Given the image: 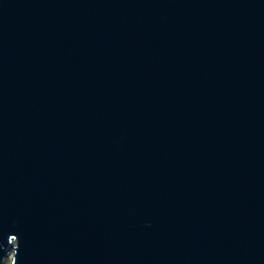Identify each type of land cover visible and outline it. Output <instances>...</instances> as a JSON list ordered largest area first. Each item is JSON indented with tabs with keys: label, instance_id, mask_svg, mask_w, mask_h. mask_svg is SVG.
<instances>
[{
	"label": "water",
	"instance_id": "obj_1",
	"mask_svg": "<svg viewBox=\"0 0 264 264\" xmlns=\"http://www.w3.org/2000/svg\"><path fill=\"white\" fill-rule=\"evenodd\" d=\"M264 264V0H0V264Z\"/></svg>",
	"mask_w": 264,
	"mask_h": 264
},
{
	"label": "rangeland",
	"instance_id": "obj_2",
	"mask_svg": "<svg viewBox=\"0 0 264 264\" xmlns=\"http://www.w3.org/2000/svg\"><path fill=\"white\" fill-rule=\"evenodd\" d=\"M4 264H11V258H8Z\"/></svg>",
	"mask_w": 264,
	"mask_h": 264
}]
</instances>
